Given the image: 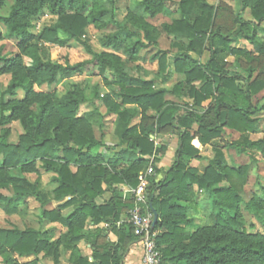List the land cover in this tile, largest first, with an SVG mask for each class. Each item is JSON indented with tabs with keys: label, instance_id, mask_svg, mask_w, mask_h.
Masks as SVG:
<instances>
[{
	"label": "trees",
	"instance_id": "obj_1",
	"mask_svg": "<svg viewBox=\"0 0 264 264\" xmlns=\"http://www.w3.org/2000/svg\"><path fill=\"white\" fill-rule=\"evenodd\" d=\"M7 1L0 0V8ZM210 1L216 0H134L120 23L109 8L112 0H11L8 13L0 16L5 38L14 40L17 49L8 56L0 48V75H10L6 88L0 89V210L13 215L19 204L33 199L42 221L57 223L65 231L57 235L54 230L0 228L1 264H19L14 254L42 255L53 264L66 254L68 264H121L136 236L130 225L117 227L121 213L134 204L122 199L117 186L136 188L149 165L154 177L148 178L146 207L157 214L153 228L159 232L161 264H264V234L247 232L242 213L264 226V191L247 202L239 195L247 166H228L217 145L202 172L189 164L199 157L200 147L221 137L224 128L241 134L229 148L239 154L259 152L264 158V138H248L264 113V102L254 101L264 89V41L258 38L264 0H240L235 12ZM171 9L177 18L170 23L156 27L147 21ZM246 9L250 20L243 17ZM45 10L56 21L34 34L31 20ZM90 26L110 28L102 46L121 52L129 62L145 60L139 52L155 47L162 33L175 39L171 46L177 50L152 55L149 61L157 63V70L145 80L130 75L115 53L92 51L85 38ZM236 39L251 43L254 52L233 48ZM69 41L83 46L91 58L73 65L52 62L46 45L64 46ZM204 53L208 57L202 62ZM229 57L238 64L243 58L246 65H238L237 72L227 62ZM257 66H262L261 72L253 77ZM93 68L109 77L104 80L108 93L102 97L98 86L88 93L84 82H70L61 93L41 90ZM173 75L181 79L170 89L155 85L167 84ZM17 91L22 98H17ZM166 96L186 98L191 106ZM96 101L105 107V116H113V147L95 137L94 123L102 127ZM83 105L88 110L79 114ZM12 122L23 131L16 143L7 141L6 126ZM165 130L177 137V146L174 161L162 170L158 155L166 147H157L153 137ZM40 169L51 175V190L43 188ZM26 174L37 178L30 181ZM195 186L205 199L198 200ZM106 192L111 198L98 203ZM53 202L56 208L47 210ZM199 210L205 218L201 225L191 214ZM88 223L107 224L106 231L115 234L117 242L108 241L104 229H88ZM82 241L89 246L91 260L79 248Z\"/></svg>",
	"mask_w": 264,
	"mask_h": 264
},
{
	"label": "rangeland",
	"instance_id": "obj_2",
	"mask_svg": "<svg viewBox=\"0 0 264 264\" xmlns=\"http://www.w3.org/2000/svg\"><path fill=\"white\" fill-rule=\"evenodd\" d=\"M114 2L113 6L110 5L109 8L113 7L114 10V18L116 21L122 23L124 22V18L126 15L127 9L131 6L134 0H112ZM223 3L228 6L231 10L238 11L241 8L240 0H216L210 1L211 4L216 5L217 3ZM11 0H8L6 5L0 8V16H4L8 13L9 5ZM172 7V6H171ZM173 8V7H172ZM173 9L168 11H162L160 14L155 16L154 18H148L147 21L156 27H159L163 23H170L174 18H177V14L173 13ZM243 17L245 20H250V11L246 9L244 11ZM56 21V17L51 15L49 11L45 10L42 14L38 17L31 20V32L34 34H38L44 27L54 24ZM220 22V21H219ZM260 30L258 33V38L260 41H264V22L260 24ZM112 30L105 29V30H98L94 27L90 26L85 29V38L88 41V44L92 51L95 52H111L118 55L122 61L125 63L126 69L130 75L133 76H140L145 80H150L154 77V74L157 70V63L150 62L149 58L154 55L158 50L160 51H167L170 55L176 52V48L172 47V42L175 39L172 36H167L164 33L157 40V45L155 47H149L147 49H142L139 52V57L145 58V60H138L136 62H129L127 57L123 55L121 52H113L112 49H107L102 46L101 42L102 39L110 34ZM0 36H2L0 40V48L2 55H13L17 52L15 47V41L9 40L5 38V29L3 25L0 24ZM231 46L235 49L242 50L245 49L249 52H254L253 45L243 39H236ZM48 57L52 62L64 64L68 63L70 65L82 62L84 60H88L91 56L86 52L83 46L79 43L74 41L67 42L64 46L58 45H46ZM208 57V53H204L201 58V61L204 62ZM227 62L233 66V68L240 72V68L238 65L242 67L246 65L243 58L236 62L234 57H229ZM252 66V65H250ZM262 66H257L255 72L253 73V77H256L261 72ZM264 78V77H263ZM10 79V75L4 74L0 75V89H5L8 81ZM179 79H181L180 75H173L171 80L167 84H158L155 83L156 86L170 89L173 84H175ZM109 80L108 74L105 76H99L97 69L93 68L88 71H84L81 75L75 76L72 79L62 80L59 81L57 84L53 85L50 88L42 87L41 90L44 92H56L61 93L64 91L66 87H68L70 82H84L88 86V93L95 87H99V96L102 97L104 94L108 93V88L105 86V81ZM241 85V83H240ZM17 98H22L23 93L21 91H17L16 93ZM166 99L169 101L178 102L181 105L188 104L191 106V101L186 98H182L180 100H176L171 96H166ZM254 101L263 104L264 102V89L258 93ZM96 104L99 106V113L102 116V127L98 125V123H94V134L96 139L101 140L102 143L106 147H113L117 142L115 137L113 136L112 130V120L113 116H105L106 109L102 106L100 101H96ZM208 102L203 103L205 107ZM88 110V105H83L79 109V114H82ZM260 118L258 127L256 128L254 133L248 134L249 140H259L264 138V113L258 115ZM6 127L9 128L10 134L8 137L9 143H16L19 136L23 134L22 128L18 122H12L11 124L7 125ZM195 126L193 127V129ZM192 129V130H193ZM241 134L230 130L228 128L223 129V133L220 138L210 142L209 144L205 145L204 147H200L199 157L197 159L196 164L198 171L202 172L203 168L208 165V162L213 158L214 152L213 148L215 145L219 146L224 154L225 163L228 166H247L246 172V179L245 183L242 187L241 192L239 195L243 198L244 201L250 200L253 195H260L264 191V158L259 152H254L252 154H239L234 149L229 148V144L234 142L240 141ZM154 141L159 146L168 145L170 141L177 139L175 135L170 133L169 130L162 131L156 135H154ZM177 142V141H176ZM165 153V152H164ZM161 153L160 155H164ZM190 161V166H191ZM0 163H1V156H0ZM192 167V166H191ZM195 168V167H193ZM74 170V169H72ZM39 175L41 179V183L45 190H51L54 186L51 184V175L43 172L41 169L39 170ZM154 177V175L152 176ZM26 178L30 181H34L37 178L36 174H26ZM221 185H225L222 183ZM198 200L205 199V195L202 191L195 189ZM1 193L5 196L9 195L8 191H1ZM57 204L53 203L46 207L47 210L56 208ZM68 210H64L62 214H67ZM245 222H246V230L247 232H259L264 234V226L259 223L253 215L249 214L246 211H242ZM41 208L39 204L33 199H27L23 203L18 205V211L16 214L7 215L2 210H0V228L4 229H13L17 228L19 230H23L26 228H32L38 230L40 232H45L49 230H54L55 233L58 235L59 233L63 232L64 229L61 228L58 224H51L46 221H42L41 217ZM195 219L194 223L197 225H201L205 222V218L203 212L201 210L197 211L196 213H191ZM81 249H85V246L82 244L80 245ZM14 258L16 259L17 263L19 264H53L51 260L45 259L42 255H39L37 258L31 256L27 258H21L14 254ZM67 256L64 255L62 257V263L66 264ZM1 264V263H0Z\"/></svg>",
	"mask_w": 264,
	"mask_h": 264
},
{
	"label": "built area",
	"instance_id": "obj_3",
	"mask_svg": "<svg viewBox=\"0 0 264 264\" xmlns=\"http://www.w3.org/2000/svg\"><path fill=\"white\" fill-rule=\"evenodd\" d=\"M153 175L154 170L149 165L146 171L139 175L136 188L129 191L134 206L128 213L126 223L133 228L136 236L134 243L142 249V264H161V254L156 243L158 231L152 226L153 213L146 207L148 178Z\"/></svg>",
	"mask_w": 264,
	"mask_h": 264
},
{
	"label": "crops",
	"instance_id": "obj_4",
	"mask_svg": "<svg viewBox=\"0 0 264 264\" xmlns=\"http://www.w3.org/2000/svg\"><path fill=\"white\" fill-rule=\"evenodd\" d=\"M176 141H177V139L170 141V143L168 145H166V151H165L164 155H162V156L160 154L158 155L159 161L157 163V166L159 168H161L162 170H167L168 167L174 161V158H175L174 154H175V149H176V146H177V142ZM155 145L157 147L159 146L156 142H155ZM195 162H197V160L191 161V166L197 168L196 164L194 165ZM159 177H160L159 175L156 176L157 179ZM117 187H118L119 191L121 192L123 200H126L127 198H130L132 200V198L130 196V192H129L131 188H129L127 186H124V185H118ZM195 189H197L196 186L194 187V190ZM110 198H111V194L109 192H106V193H104L102 198L98 200V203L102 202L103 200H109ZM53 203H51V204H53ZM133 206H134V204H133ZM130 210L131 209L125 210L124 212L121 213L120 220H119V222L117 224V227L122 226V225H128L126 223V220H127L128 213H129ZM157 220H158V218H157ZM51 224H57V223H51ZM61 228H63V227L61 226ZM87 228L88 229L100 228V229H104L106 231V229H108L109 227L105 223H100L97 226L90 225L88 223L87 224ZM64 231H65V229H64ZM106 239L108 241H110V242H114V243L117 242V236L115 234H113L112 232L106 231ZM82 244L85 246L84 250L81 249V247H80V245H82ZM79 248H80V250H81V252H82V254L84 256H88L90 258L91 251L89 249V246L87 244H85V242L82 241L79 244ZM66 256H67V254H66ZM62 257L60 258L59 264L62 263ZM141 259H142V249H141V247L138 244L133 243L132 245H129L126 248V250L124 251L123 256H122L121 264H142ZM90 260H91V258H90ZM66 264H68L67 258H66Z\"/></svg>",
	"mask_w": 264,
	"mask_h": 264
},
{
	"label": "water",
	"instance_id": "obj_5",
	"mask_svg": "<svg viewBox=\"0 0 264 264\" xmlns=\"http://www.w3.org/2000/svg\"><path fill=\"white\" fill-rule=\"evenodd\" d=\"M152 213H153V216H154L152 226L154 227V225H155L156 222H157V214H156L154 211H152Z\"/></svg>",
	"mask_w": 264,
	"mask_h": 264
}]
</instances>
